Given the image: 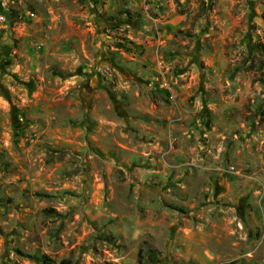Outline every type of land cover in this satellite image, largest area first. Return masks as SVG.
<instances>
[{
  "label": "rangeland",
  "instance_id": "rangeland-1",
  "mask_svg": "<svg viewBox=\"0 0 264 264\" xmlns=\"http://www.w3.org/2000/svg\"><path fill=\"white\" fill-rule=\"evenodd\" d=\"M0 264H264V0L21 5Z\"/></svg>",
  "mask_w": 264,
  "mask_h": 264
},
{
  "label": "built area",
  "instance_id": "built-area-1",
  "mask_svg": "<svg viewBox=\"0 0 264 264\" xmlns=\"http://www.w3.org/2000/svg\"><path fill=\"white\" fill-rule=\"evenodd\" d=\"M32 1L37 0H0V32L9 28L21 5Z\"/></svg>",
  "mask_w": 264,
  "mask_h": 264
},
{
  "label": "trees",
  "instance_id": "trees-1",
  "mask_svg": "<svg viewBox=\"0 0 264 264\" xmlns=\"http://www.w3.org/2000/svg\"><path fill=\"white\" fill-rule=\"evenodd\" d=\"M129 12V11H128Z\"/></svg>",
  "mask_w": 264,
  "mask_h": 264
}]
</instances>
